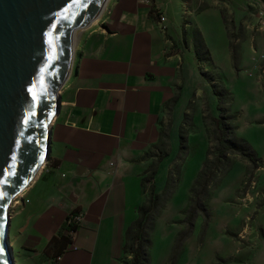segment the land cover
I'll use <instances>...</instances> for the list:
<instances>
[{
	"label": "crops",
	"instance_id": "0c3cea01",
	"mask_svg": "<svg viewBox=\"0 0 264 264\" xmlns=\"http://www.w3.org/2000/svg\"><path fill=\"white\" fill-rule=\"evenodd\" d=\"M262 6V0H109L84 28L50 158L25 191L24 264H51L46 247L74 210L84 214L73 237L78 248H68L61 264H121L126 229L147 199L141 180L152 163L148 150L160 139L167 104L174 114L189 91L186 77L195 82L194 97L202 88L216 97L202 65L213 66L228 90L230 76L264 96ZM191 28L207 60L198 56ZM176 140L174 153L177 134ZM167 159L160 165L166 174Z\"/></svg>",
	"mask_w": 264,
	"mask_h": 264
},
{
	"label": "rangeland",
	"instance_id": "374dc122",
	"mask_svg": "<svg viewBox=\"0 0 264 264\" xmlns=\"http://www.w3.org/2000/svg\"><path fill=\"white\" fill-rule=\"evenodd\" d=\"M83 31L84 29H79L74 37L71 74L75 71ZM189 31L199 48L195 32L192 28ZM201 59L207 60L204 54ZM205 66L199 67L202 76L208 81L214 79L220 85V74L213 66L207 69ZM186 78V89L189 91L183 92L175 113L173 114V110L169 111L171 102L167 104L162 119L160 118L165 133H170V141L166 142L164 149L166 153L168 150L171 152L163 159L168 158L167 174L159 168L156 191L164 190L170 171L175 185L173 188V184L169 186L167 191H173L172 196L162 199L157 214L148 226L151 244L148 247L147 264H264V158L261 157L264 155V117L261 115L264 114V96L228 76L227 87L232 88V91L229 90L232 96L229 109L236 118V134L252 145L262 162L255 168L240 156H232L233 166L220 182L218 180L212 183L211 196L206 204L204 202L209 217L206 218V213H198L193 221L192 232L186 237L191 188L207 157L208 149L214 143L207 133L204 116L209 112L214 116L220 115L219 96L215 93L216 97H211L202 88L194 97L195 82ZM64 89L62 87L60 91L62 96ZM214 92L212 91L213 95ZM176 134L178 147L174 153L177 140L172 143V136L176 138ZM181 136L186 141L184 149ZM162 147L159 141L150 147L148 152L153 154L150 161L155 159L154 154L163 152ZM162 165L164 166V162ZM26 201L27 192L24 196L22 194L16 197L10 210L9 241L16 264H24L23 257H20L25 227L21 210ZM131 257L132 254H128V260Z\"/></svg>",
	"mask_w": 264,
	"mask_h": 264
},
{
	"label": "water",
	"instance_id": "95a60500",
	"mask_svg": "<svg viewBox=\"0 0 264 264\" xmlns=\"http://www.w3.org/2000/svg\"><path fill=\"white\" fill-rule=\"evenodd\" d=\"M108 2L0 0V264H16L11 206L50 158L75 34L97 20Z\"/></svg>",
	"mask_w": 264,
	"mask_h": 264
},
{
	"label": "trees",
	"instance_id": "16d2710c",
	"mask_svg": "<svg viewBox=\"0 0 264 264\" xmlns=\"http://www.w3.org/2000/svg\"><path fill=\"white\" fill-rule=\"evenodd\" d=\"M203 54L206 56L209 52L204 53L198 48V56L202 58ZM211 81L215 93L219 96L220 115L214 116L209 112L208 115L204 116L207 133L214 143L208 149L207 157L191 188L190 207L186 218V224H188L186 237L191 234L193 221L198 213L203 212L207 214V209L204 205L211 196V185L218 180V182H220L224 174L231 169L234 164L232 156H240L243 160L251 163L255 168H257L262 162L260 156L252 145L246 139L241 138L236 134L237 126L234 122L236 118L235 115L230 113L229 109L232 99L230 91L223 86L224 82L222 80L220 85L216 84L214 79H211ZM207 107L210 109L209 106ZM185 117H187V114ZM181 137L182 149H184L186 141L183 136ZM167 141H170V133H165L164 130H161L159 143L163 146V152L154 154L156 156L154 157L155 159H153L150 167L143 173L141 182L146 194H148V198L144 204L139 207L138 218L135 219L126 229L122 264H147L149 262L148 247L151 244V240L148 226L150 225L153 216L157 214L162 199L165 196H172L171 192L173 191H167L169 186L173 184L171 186V188H173L175 185V180L172 178L170 171L168 182L164 190L161 192L156 191V176L159 172L160 165L164 157L171 152V150H168V153H166V149H164ZM147 157L152 158L153 154H148ZM74 211L76 212L78 210ZM208 217L209 214L206 215V218ZM208 220L209 219H206V221ZM77 229V225L68 223L66 219L64 225L46 247V252L52 254V260L66 252L69 245L73 243L72 232H75ZM128 254H132L130 260L127 258Z\"/></svg>",
	"mask_w": 264,
	"mask_h": 264
},
{
	"label": "built area",
	"instance_id": "2783aa9c",
	"mask_svg": "<svg viewBox=\"0 0 264 264\" xmlns=\"http://www.w3.org/2000/svg\"><path fill=\"white\" fill-rule=\"evenodd\" d=\"M257 15L259 17V23H260V26L264 28V6L262 7H259L257 9ZM166 19V17L164 16H161L160 17V21L161 22H164ZM83 218H84V214L83 212H80V211H71L69 214H68V217H67V222L68 223H71V224H74V225H77L79 227V225L82 223L83 221ZM76 232V231H75ZM75 232H72V235L74 237V234ZM68 248H71V249H77L78 247L75 245V244H70ZM63 255V254H62ZM62 255L58 256L57 258L53 259L52 260V264H61V261H62Z\"/></svg>",
	"mask_w": 264,
	"mask_h": 264
},
{
	"label": "bare ground",
	"instance_id": "6f19581e",
	"mask_svg": "<svg viewBox=\"0 0 264 264\" xmlns=\"http://www.w3.org/2000/svg\"><path fill=\"white\" fill-rule=\"evenodd\" d=\"M55 120H56V117L54 118V121H55ZM54 121H53V122H54ZM45 164H46V162L44 163V165H45ZM25 191H26V189H25L24 191H22L21 194H19L18 196H21ZM18 196H16V197H18ZM15 199H16V198H15ZM16 201L18 202V200H16Z\"/></svg>",
	"mask_w": 264,
	"mask_h": 264
},
{
	"label": "snow or ice",
	"instance_id": "6c2138e0",
	"mask_svg": "<svg viewBox=\"0 0 264 264\" xmlns=\"http://www.w3.org/2000/svg\"><path fill=\"white\" fill-rule=\"evenodd\" d=\"M33 99H34V100L36 99V96H35V95L33 96Z\"/></svg>",
	"mask_w": 264,
	"mask_h": 264
}]
</instances>
